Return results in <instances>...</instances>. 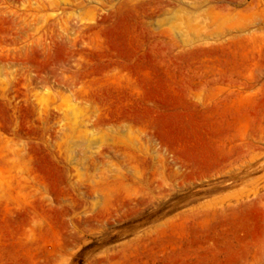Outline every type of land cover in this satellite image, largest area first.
Segmentation results:
<instances>
[{
  "label": "rangeland",
  "instance_id": "374dc122",
  "mask_svg": "<svg viewBox=\"0 0 264 264\" xmlns=\"http://www.w3.org/2000/svg\"><path fill=\"white\" fill-rule=\"evenodd\" d=\"M0 75V264H264V0H0Z\"/></svg>",
  "mask_w": 264,
  "mask_h": 264
},
{
  "label": "bare ground",
  "instance_id": "6f19581e",
  "mask_svg": "<svg viewBox=\"0 0 264 264\" xmlns=\"http://www.w3.org/2000/svg\"><path fill=\"white\" fill-rule=\"evenodd\" d=\"M62 1V0H61ZM97 2V0H96ZM132 5V4H131ZM188 5L190 6V9L187 10V11H179V12H174V13H169V14H163L161 13V17H165L164 21L166 20L165 22V25L167 26L168 30L167 29H161L159 32H157V36L159 37H163V38H168V37H171V40H172V43L171 46H175V44H177V40H180L181 41V38H182V35L184 33L190 35L193 37L194 33H195V29H196V19H197V15L199 14V10H200V6H197L195 5V2L194 1H189L188 2ZM143 6V5H141ZM133 9L134 6H132ZM162 12L161 8L159 7H150L148 8L147 10V16L148 14H158V12ZM204 12H206L207 14H214L211 9H206ZM212 12V13H211ZM145 14V13H144ZM160 14V13H159ZM150 16V15H149ZM152 16V15H151ZM151 18V17H150ZM185 18V19H184ZM152 19V18H151ZM87 26L90 27L92 26L93 24L96 23L95 19L93 17H90L88 18L87 20ZM153 24V23H152ZM162 26V25H161ZM163 26H164V23H163ZM157 27V25H156ZM156 31V30H155ZM152 34H155V33H152ZM6 55V54H5ZM4 55V56H5ZM7 60V59H6ZM1 77L2 75H0V80H1ZM10 78V77H9ZM8 78V79H9ZM3 81L5 79H2ZM1 81V86L2 87V82ZM5 82V81H4ZM6 83V82H5ZM4 83V84H5ZM18 85L19 83H17L16 85H13L11 90V95L10 97L6 94L5 91H2L0 92V96L3 98V99H6V102L9 106H11L12 108V111H13V114H21V108L23 106H21V104L19 105V103L17 101H19L17 98H18V95L20 93H22L20 91V89L18 88ZM22 85V84H21ZM5 90V89H4ZM24 92V91H23ZM40 95H39V98H38V101L39 103L36 106V112L37 114H40L42 112L41 110V106L42 105V102H46L49 98H51L50 96V93L48 91V89H43L40 91ZM24 94V93H23ZM22 95V94H21ZM23 96V95H22ZM26 96V95H24ZM20 97V96H19ZM22 98V97H21ZM27 98V97H25ZM24 98V99H25ZM37 100V97H35ZM15 100L16 103L12 104L11 103V100ZM22 101V100H21ZM36 102V101H35ZM69 104H67V114L70 116V119H71V123H72V128L73 129V133L74 130L77 132L75 134H82V136H93V128H92V123L91 121H89L88 119H84L83 116H82V109H80L78 107V104L75 103L74 101L72 100H69L68 102ZM23 105V104H22ZM34 105V104H33ZM43 107V106H42ZM34 110V109H33ZM35 112V111H34ZM43 114V112H42ZM46 119V118H45ZM14 128L12 130V136L16 137V138H22L23 135H28V132L25 131L24 127H22L23 125H20L18 122H17V118H15L14 120ZM44 124V123H43ZM1 125V124H0ZM40 125V124H39ZM42 125V124H41ZM45 125V124H44ZM90 125V128L88 127ZM46 126V125H45ZM69 128V127H68ZM4 130V129H3ZM49 130V129H48ZM6 131V130H5ZM65 131V130H64ZM70 131V130H69ZM72 133V135H74ZM69 136H70V133H69ZM68 136V137H69ZM79 137V136H78ZM7 138V137H6ZM3 139V138H1ZM14 139V138H13ZM12 139V140H13ZM18 139V140H19ZM5 140V139H4ZM15 140V139H14ZM13 140V141H14ZM1 141V140H0ZM10 141V140H9ZM8 140H5V144L6 143H9ZM3 142V141H2ZM12 143V141H11ZM23 143V144H22ZM20 143L22 148L20 150V152L16 153L15 151V154H8L6 153V155L4 156V165L6 168H4L6 171H4L5 173H2V176L0 175V179H38L39 178V171H40V168L39 167H35L33 165V167L31 168H27L29 166H25L24 168L26 169H22L16 159L18 157H23V156H28L30 154V152L32 153L33 151H30L32 149V147H28L27 146V142H22ZM29 144V143H28ZM8 145V144H6ZM13 147V145H11ZM19 146V145H18ZM5 147V146H4ZM3 148V147H2ZM8 148V147H7ZM6 148V151H8ZM20 148V147H19ZM5 149V148H4ZM9 149H11L9 147ZM35 149V148H34ZM14 150V149H13ZM11 151V150H10ZM87 153H88V156H92L94 155L95 153H97L96 150H92L91 148H87L86 149ZM12 152V151H11ZM34 154V152H33ZM32 155V154H31ZM45 156V154H44ZM25 158V157H24ZM30 159V158H29ZM65 159V158H64ZM27 160V159H26ZM32 161H33V158H32ZM1 162V161H0ZM34 164V163H33ZM23 165V163H22ZM26 165V164H25ZM68 165H70V163H68ZM68 167V166H67ZM66 170L68 171V169L66 168ZM62 171V169H61ZM4 174V175H3Z\"/></svg>",
  "mask_w": 264,
  "mask_h": 264
}]
</instances>
